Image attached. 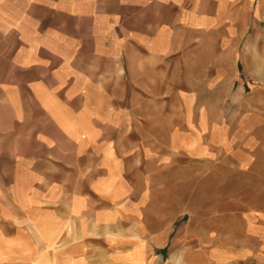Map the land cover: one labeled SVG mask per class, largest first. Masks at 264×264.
I'll return each instance as SVG.
<instances>
[{
  "label": "crops",
  "instance_id": "0c3cea01",
  "mask_svg": "<svg viewBox=\"0 0 264 264\" xmlns=\"http://www.w3.org/2000/svg\"><path fill=\"white\" fill-rule=\"evenodd\" d=\"M0 264H264V0H0Z\"/></svg>",
  "mask_w": 264,
  "mask_h": 264
},
{
  "label": "rangeland",
  "instance_id": "374dc122",
  "mask_svg": "<svg viewBox=\"0 0 264 264\" xmlns=\"http://www.w3.org/2000/svg\"><path fill=\"white\" fill-rule=\"evenodd\" d=\"M236 174L222 164L213 168L199 169L197 180L194 179L195 173H188L186 182L188 206L205 207L225 199L230 190L238 185L237 182H234Z\"/></svg>",
  "mask_w": 264,
  "mask_h": 264
}]
</instances>
